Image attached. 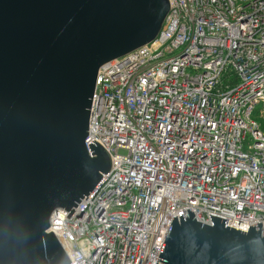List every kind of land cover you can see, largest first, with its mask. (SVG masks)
<instances>
[{"label":"built area","instance_id":"built-area-1","mask_svg":"<svg viewBox=\"0 0 264 264\" xmlns=\"http://www.w3.org/2000/svg\"><path fill=\"white\" fill-rule=\"evenodd\" d=\"M168 4L153 42L97 72L84 145L110 169L49 218L69 264H155L185 210L264 230V0Z\"/></svg>","mask_w":264,"mask_h":264},{"label":"water","instance_id":"water-1","mask_svg":"<svg viewBox=\"0 0 264 264\" xmlns=\"http://www.w3.org/2000/svg\"><path fill=\"white\" fill-rule=\"evenodd\" d=\"M168 0H0V264H69L57 210H78L110 169L87 147L97 72L155 40ZM172 218L155 264H264L260 223L246 233L190 210Z\"/></svg>","mask_w":264,"mask_h":264},{"label":"rangeland","instance_id":"rangeland-1","mask_svg":"<svg viewBox=\"0 0 264 264\" xmlns=\"http://www.w3.org/2000/svg\"><path fill=\"white\" fill-rule=\"evenodd\" d=\"M120 155H122L123 153L121 151L118 152Z\"/></svg>","mask_w":264,"mask_h":264}]
</instances>
